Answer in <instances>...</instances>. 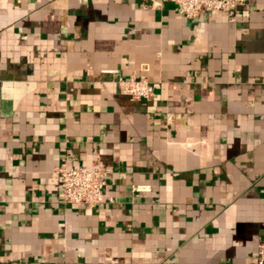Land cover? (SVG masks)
Listing matches in <instances>:
<instances>
[{"label": "crops", "instance_id": "1", "mask_svg": "<svg viewBox=\"0 0 264 264\" xmlns=\"http://www.w3.org/2000/svg\"><path fill=\"white\" fill-rule=\"evenodd\" d=\"M68 150L105 172L94 209L61 202ZM262 240L264 0H0V264H256Z\"/></svg>", "mask_w": 264, "mask_h": 264}, {"label": "built area", "instance_id": "2", "mask_svg": "<svg viewBox=\"0 0 264 264\" xmlns=\"http://www.w3.org/2000/svg\"><path fill=\"white\" fill-rule=\"evenodd\" d=\"M178 7L179 13L185 19H194L202 13L230 12L247 6L250 0H169ZM112 74L115 71H111ZM122 95L131 100H150L153 89L145 79H121L117 81ZM73 154L68 150L55 170L63 204L83 206L94 209L103 202L107 187L105 172L100 169H87L73 165ZM135 190H145L136 187ZM256 264H264V240L257 245Z\"/></svg>", "mask_w": 264, "mask_h": 264}]
</instances>
